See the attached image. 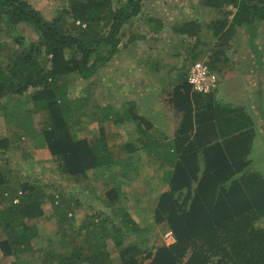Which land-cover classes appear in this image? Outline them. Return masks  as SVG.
Wrapping results in <instances>:
<instances>
[{"label": "trees", "instance_id": "obj_1", "mask_svg": "<svg viewBox=\"0 0 264 264\" xmlns=\"http://www.w3.org/2000/svg\"><path fill=\"white\" fill-rule=\"evenodd\" d=\"M150 1L153 0H66L63 13L71 21L70 32L59 17L45 20L29 0H0V36L8 37L17 46V50H5L0 42V99L34 91V111L48 114V125L39 136V144L47 149L58 168L59 175L54 178L63 184L69 183V177L79 181L88 178V172L110 170L115 162L103 135L95 141L75 135L71 127L76 124L72 119L76 102L69 99L66 80L61 79L78 76L87 81L96 77L123 41L124 48H128L137 37L142 38L133 35L129 27L140 17L143 4ZM199 1L215 12L224 6L234 11L210 22L213 40L227 42L234 28L244 26L252 41L257 25L264 22V0ZM186 24L173 26L172 32L195 35L191 27L194 31L196 25ZM146 25L153 33L162 29L157 18L149 19ZM22 26L32 28L38 38L29 41L20 35L18 28ZM252 48L255 55L260 54L255 45ZM221 51L214 52L212 60L206 63L217 76L212 93L192 92L186 70L180 82L166 93V104L175 116H180L169 142L163 140L160 132L154 138L148 134L152 125L136 114L133 102L126 100L130 107L125 111L111 112L113 107H106L103 120L137 123L140 137L124 144L123 151L132 156L141 149L146 156H154L164 169L162 180L166 188L152 201V220L156 225H165L175 240L168 247H146L142 237L148 228L138 227L127 209L119 207L113 215H120L121 228L111 227L115 232L112 241L120 248L119 264H264V176L253 170L255 164L264 160V153L257 163L250 159L257 131L251 114L231 108L230 104H220L214 98L221 71L214 67V62L221 58ZM41 53L50 56L47 69L36 60ZM190 56L191 63L197 60L196 54ZM151 67L157 70L158 64ZM253 89L255 101L261 105V85ZM9 144L7 137H0V157H4ZM5 175L6 170L0 165V231L5 237L0 241V251L5 257H16L31 252V241L37 237L36 225L31 222L43 216L44 195L24 184L22 190L27 191L13 198L6 192L9 187ZM119 188V183H113L106 189L105 198L110 206L121 203ZM6 199L7 204H3ZM60 218L65 220L61 214ZM102 221L97 222L98 226L104 225ZM134 231L139 232V240L122 246ZM101 247L98 240L89 244L84 258L80 257L79 247H74L68 256L48 249L41 263L105 264L109 262L108 252H101ZM11 264L27 263L15 259Z\"/></svg>", "mask_w": 264, "mask_h": 264}, {"label": "rangeland", "instance_id": "obj_2", "mask_svg": "<svg viewBox=\"0 0 264 264\" xmlns=\"http://www.w3.org/2000/svg\"><path fill=\"white\" fill-rule=\"evenodd\" d=\"M153 1L143 4L140 17L129 27L133 35L142 38L137 37L133 45L128 48H124L123 41L117 54L96 77L87 81L81 80L78 76L61 79L66 80L69 99L76 102V105H73L76 112L72 116L76 124L72 125V130L79 139L89 141H95L103 135L115 162L110 170L98 169L95 172H88V178L79 181L69 177V183L64 180L66 183L63 184L59 178H54L59 175L58 168L47 149L39 144V136L48 125V114L42 110L34 111L31 102L34 91L28 90L20 96L0 99V137H7L10 140L9 148L3 153L4 157H0V165L6 170L5 178L9 187L6 192L17 199L27 191L22 190V186L27 184L44 195L43 216L31 222L37 228V237L31 241V252L21 253L16 257H5L0 251V264H11L15 259L27 264H42L46 250L68 256L74 247L81 248L80 257L84 258L89 252V244L92 245L96 240L103 244L101 252H108L110 263L105 264H119L120 248H116L112 241L115 232L111 227L121 228V217L114 216L113 211L123 206L138 227L148 228L145 236L142 237L146 247L155 250L165 246L163 235L170 230L165 225L154 224L152 220L155 203L152 201L166 188L162 180L164 169L160 167V162L154 156H146L141 149L132 156L123 151L124 144L133 143L140 137L136 131L137 123L117 124L113 119L102 120L109 102L114 104L112 105L114 111L111 112H117L128 109L129 105L126 101L128 100L137 106L136 114L152 125V128L147 129L148 134L154 138L160 132L164 135L165 142L173 138L180 116H175L171 107L166 104V93L180 82L185 70L188 72L192 64L190 53L185 51L184 47L168 42L169 34H160V36L159 33L152 34L146 21L164 13L157 8L158 5L166 4L165 1H171V4L180 7L177 12H185L186 8L194 10L192 7L194 1L199 5L200 1ZM29 2L45 20L52 21L59 17L60 21L65 22L66 29L73 32L69 17L63 13L67 6L66 0H29ZM201 9L202 16L210 18L202 23L203 26L210 24L216 18H223V13L234 12L229 6H224L216 12L203 10V7ZM173 10L172 13L175 12L174 7ZM172 13L167 10L164 14L171 16L170 23H175L178 19L172 20ZM163 26L167 29L166 25ZM243 27L234 28L229 38H225L227 42L224 39L213 42L207 47L210 49L208 55L196 61L207 63V57L220 49L227 57L221 55L218 60L223 71L221 80H224L220 86L221 91L224 89L222 100L231 101L229 104L233 107L244 106L246 112L252 113L255 123L257 121V131L250 155V159L257 163V158H262L261 154L264 153V22L257 25L252 41L249 32ZM18 32L29 41L38 38L33 29L27 26L19 27ZM0 42L6 46L5 50L7 48L17 50V46L8 37L0 36ZM252 45L259 49L258 56L254 54ZM1 54L4 55L6 52ZM49 59L50 56L43 53L36 57L44 69L48 68ZM258 61L263 67L261 77L257 72ZM153 64H158L157 70L151 67ZM246 74L251 76L252 81H247L251 78L245 77ZM257 77L259 82L255 80ZM259 83L261 105L255 102L253 93L249 97V102H246L244 95L239 98L237 96L230 98V94L227 95L229 84L235 85L237 91L242 90L246 93V90L253 89ZM217 90L214 92V98L216 97V102H219L221 92L219 94ZM260 109L263 110V115H259ZM22 124L25 126L22 127ZM141 127L144 128V125ZM253 170L264 176V160L255 164ZM113 183L120 184L121 203L117 201L110 206L109 203L107 204L105 192ZM6 198L8 199L9 196ZM7 199L3 204H7ZM60 214L65 216L64 221L60 218ZM99 221L104 222V225L98 226ZM261 224L264 225V219L261 220ZM138 233L131 232L122 246L138 241ZM4 238L0 231V241ZM81 264L88 263L81 262Z\"/></svg>", "mask_w": 264, "mask_h": 264}, {"label": "crops", "instance_id": "obj_3", "mask_svg": "<svg viewBox=\"0 0 264 264\" xmlns=\"http://www.w3.org/2000/svg\"><path fill=\"white\" fill-rule=\"evenodd\" d=\"M158 2L159 0H154L153 2ZM161 1V0H160ZM166 2V4H161V5H158L159 7L157 8L159 11H164V13H167V10L169 11L170 10V12L172 13V11H174L173 10V7H174V9H175V12L174 13H172L173 14V16H172V20H177L178 19V21L177 22H175V23H170V20H171V16H167V15H165L163 12H162V14L161 15H158V16H156V17H154V18H157V19H159V20H161V23H162V29H161V31H159V32H157V33H152V34H158L159 33V36H160V34H169L170 36L167 38V41L168 42H170L171 44L174 42V43H176L177 45H180L181 47H184L185 49V51H187V52H189L190 54H189V57L191 58V54H196L198 57L196 58L197 60L198 59H203V58H205V56H207L208 55V53H209V51H210V49H207V47H209V46H211L212 44H213V42H215L216 40H213V37H212V31H213V29L211 28V27H209V24L208 25H202V23H205V20H208V19H210L208 16H202L203 15V12H202V9H201V7H203L204 9L203 10H205V9H208L209 11H214L213 9H211V8H209V7H206V6H203V5H199V4H197L198 2L197 1H194V6H192V7H194V10H188V8H186V10H185V12H181V11H178L177 12V10L178 9H180V7L179 8H177L176 6V4H171V1H165ZM201 6V7H200ZM232 12V11H231ZM212 14V13H211ZM151 15L149 14V17H150ZM148 17V18H149ZM167 20V21H166ZM215 21V20H214ZM170 23V24H169ZM186 23H191V25L192 24H194V25H196V27H194L195 28V30L193 31V26L191 27V30H192V33L193 32H196V34L195 35H193V36H189V35H180V34H174L173 32H172V27L173 26H176V25H178V26H181V25H187ZM198 23H201L200 25H197ZM163 25H166L167 26V29H166V27H164ZM196 39H198V41H196ZM207 39V40H206ZM206 40V41H205ZM186 41V42H185ZM184 43V44H183ZM186 44V45H185ZM187 47V48H186ZM190 50V51H189ZM254 51V50H253ZM255 54V53H254ZM212 56H213V54H210L209 55V57H207L208 58V63L212 60ZM224 55L222 54V57H223ZM256 56H258V55H256ZM203 57V58H202ZM225 57V56H224ZM225 58H227V57H225ZM191 60H192V58L190 59V62H191ZM194 60V59H193ZM224 61H226L225 59H224ZM219 61L217 60V61H215L213 64H214V67L218 70V69H221V66H219V63H218ZM260 61H258V67H257V69H259L260 70V74H258V76H262V74H263V67H262V63H259ZM219 72H220V75H219V81H218V87H217V93H219L220 94V92H221V96H220V100L221 101H219V103L220 104H229L231 101H228V102H225L224 100H222V97H223V95H224V89L221 91V89H220V86H221V82L222 81H224V80H221V77H222V72L223 71H220L219 70ZM258 72V71H257ZM187 73V72H186ZM217 75H218V73H217ZM245 77H247V78H251V76L249 75V74H246L245 75ZM244 78V77H243ZM257 82H259V78L257 77L256 79H255ZM247 81H252V78L251 79H249V80H247ZM260 84V83H259ZM228 89H227V91H228V93H227V95H229V97L231 98V97H238L239 98V96H243L244 95V97H245V100H246V102H249V97H250V95L252 96V94L251 93H253V92H255V91H257L258 92V88L257 89H255V91H253L254 89H250L249 88V91L248 90H246V93L244 92V91H242V90H240V91H237L236 89H235V85H233V84H229V86L227 87ZM250 90L252 91V92H250ZM107 91V90H106ZM239 93V94H238ZM254 94V93H253ZM215 95V94H214ZM236 99V98H235ZM254 99H255V97H254ZM215 100H216V97H215ZM234 101V100H233ZM236 101H238V100H236ZM256 103H257V101H255ZM112 105H114L112 102H109L108 103V105L107 106H111L112 107ZM231 108H241V109H243L244 111H245V109H244V106H236V107H233V106H231ZM260 110H262V109H260ZM250 114V113H249ZM252 114V113H251ZM259 115H261L260 113H259ZM251 117H252V115H251ZM253 118V117H252ZM102 120H103V118H102ZM253 120H254V118H253ZM256 120H257V118H256ZM254 123H255V120H254ZM255 125L257 126V121H256V123H255Z\"/></svg>", "mask_w": 264, "mask_h": 264}, {"label": "built area", "instance_id": "obj_4", "mask_svg": "<svg viewBox=\"0 0 264 264\" xmlns=\"http://www.w3.org/2000/svg\"><path fill=\"white\" fill-rule=\"evenodd\" d=\"M187 83L191 87L192 92L207 95L215 90L217 76L211 72L204 61H195L187 72ZM163 239L167 247L173 245L175 242L171 231L165 232Z\"/></svg>", "mask_w": 264, "mask_h": 264}]
</instances>
